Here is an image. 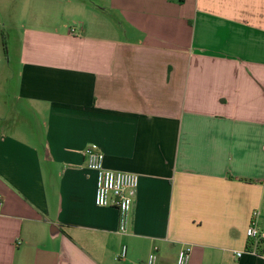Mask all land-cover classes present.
Masks as SVG:
<instances>
[{"label":"crops","instance_id":"crops-1","mask_svg":"<svg viewBox=\"0 0 264 264\" xmlns=\"http://www.w3.org/2000/svg\"><path fill=\"white\" fill-rule=\"evenodd\" d=\"M9 5L0 264H264L234 253L264 230V0ZM90 147L139 176L126 235Z\"/></svg>","mask_w":264,"mask_h":264},{"label":"built area","instance_id":"built-area-1","mask_svg":"<svg viewBox=\"0 0 264 264\" xmlns=\"http://www.w3.org/2000/svg\"><path fill=\"white\" fill-rule=\"evenodd\" d=\"M87 166L97 175V190L95 196V204L98 207H115L119 212L118 233L126 235L130 222V214L132 210L133 200L135 198L139 176L132 173L113 171L105 167V156L95 148H88L85 151ZM259 211L252 214L250 224L246 235L254 247L251 250L236 251L235 256L240 258L243 254L261 255L259 248L264 247V230L258 224ZM192 248L185 247L182 249L177 258V264H189ZM127 256V247L123 246L119 260L125 259ZM156 255H150L147 264L156 263Z\"/></svg>","mask_w":264,"mask_h":264},{"label":"rangeland","instance_id":"rangeland-1","mask_svg":"<svg viewBox=\"0 0 264 264\" xmlns=\"http://www.w3.org/2000/svg\"><path fill=\"white\" fill-rule=\"evenodd\" d=\"M95 3V2H94ZM8 7H10V5H9V0H0V12H1V14H2V16L3 17H5V16H7L10 12H11V8L9 9ZM5 37L3 36V39H4ZM5 40V39H4ZM6 42V41H5ZM7 57H8V59H9V56L7 55ZM4 62H3V65L6 63V62H8L5 58H4V60H3ZM11 61H12V57H11ZM15 62V60H14V58H13V63ZM3 75L5 76V74L3 73ZM3 80H4V82H6V78L5 77H1V83L3 82ZM11 82H13V81H11ZM15 83V82H14ZM5 86V85H4ZM0 92L1 93H5L4 92V87L3 88H1V90H0ZM12 122V121H11ZM5 124V125H4ZM10 124L11 123H5V122H3V125H4V127H9L10 126ZM260 217H261V215L259 216V218H258V221H260Z\"/></svg>","mask_w":264,"mask_h":264},{"label":"trees","instance_id":"trees-1","mask_svg":"<svg viewBox=\"0 0 264 264\" xmlns=\"http://www.w3.org/2000/svg\"><path fill=\"white\" fill-rule=\"evenodd\" d=\"M7 55H8L7 44H6L5 40L2 39V57H3V59H4V58H5V59H8ZM252 247H254L253 242L248 241L247 249H248V250H251ZM259 251L262 253V249L259 248Z\"/></svg>","mask_w":264,"mask_h":264}]
</instances>
